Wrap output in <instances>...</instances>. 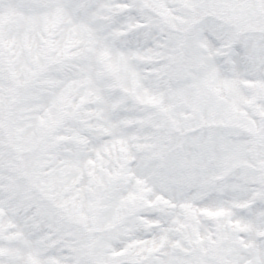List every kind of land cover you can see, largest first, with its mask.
Here are the masks:
<instances>
[{
  "label": "rangeland",
  "instance_id": "1",
  "mask_svg": "<svg viewBox=\"0 0 264 264\" xmlns=\"http://www.w3.org/2000/svg\"><path fill=\"white\" fill-rule=\"evenodd\" d=\"M121 1L0 0V125L9 116L0 126V256L6 257L0 264L54 261L41 252L66 239L49 235V243L36 248L22 227L31 208L14 189L33 176L86 226L87 249L101 256L99 264H113L109 254L117 248L125 249L123 264H211L212 249L223 240L228 252L239 243L250 250L239 264H264V80H246L234 65L226 83L210 81L229 102L222 114L216 108L201 113L202 122L209 116L221 121L210 135L222 133L229 148L226 166L210 170L190 140L160 132L161 114L191 119L178 95L153 82L152 63L109 42L113 23L126 27L142 23L137 15L149 17L143 7L122 17L127 9ZM224 12L250 40L264 35L254 30L264 25V6L257 11L241 2ZM214 20L208 16L206 25ZM210 43L208 34L200 41ZM203 63L194 47L193 71ZM27 143L28 153L53 147L47 157L25 153V162L14 147ZM159 150L174 154L163 193L121 166L126 156ZM103 188L111 191L106 201L97 195ZM123 214L133 219L122 236L114 215Z\"/></svg>",
  "mask_w": 264,
  "mask_h": 264
},
{
  "label": "snow or ice",
  "instance_id": "2",
  "mask_svg": "<svg viewBox=\"0 0 264 264\" xmlns=\"http://www.w3.org/2000/svg\"><path fill=\"white\" fill-rule=\"evenodd\" d=\"M124 2L130 6L126 13L121 14L122 17L134 13L137 8L152 7L132 4L130 0ZM178 7L183 12L179 20L155 18L153 22L151 17L137 15L136 19L142 23L128 27H123L118 20L111 25L109 42L130 58L152 63L156 73L153 82L160 89L172 90L189 112L191 119L184 122L161 114L158 117L162 123L160 132L177 139L190 140L198 149L202 163L208 164L210 170H221L227 164L229 148L222 133L210 135L213 131L211 126L221 121L209 116L206 122H202L201 113L216 108L222 114L229 107V102L210 81L226 83L233 60L246 80H264V35L257 40H250L236 18L223 11L228 7L224 0H185ZM257 11H260L258 0ZM208 16L215 18L211 26L205 23ZM254 30L264 34V25H257ZM206 34L211 43L201 46L200 41ZM161 36L162 39H158ZM194 44L195 51L205 60V63L195 67V72L192 65ZM237 45L242 48V56L236 52ZM260 123L264 126V119ZM189 124L195 127L189 130ZM173 160L174 154L171 152L159 150L151 155L141 152L124 157L121 166L133 180L136 174L145 176L163 193L169 187ZM129 169L132 171L129 172ZM14 190L17 200L31 208V214L23 218L25 223L22 227L29 230L36 248H44L49 243V235L57 241L66 237L54 251L49 249L41 252L42 256L56 257L54 261H46V264H99L101 256L87 249L86 226L63 202L34 177L20 183ZM119 195V192L116 193L117 197ZM64 248L68 251L64 252ZM124 252V248H117L109 254L113 264H123ZM3 259L6 257L0 256V260Z\"/></svg>",
  "mask_w": 264,
  "mask_h": 264
}]
</instances>
